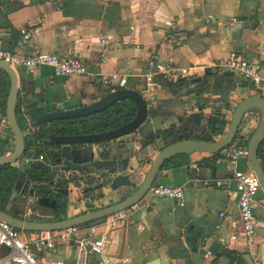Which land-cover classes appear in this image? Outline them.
<instances>
[{
  "label": "crops",
  "instance_id": "obj_1",
  "mask_svg": "<svg viewBox=\"0 0 264 264\" xmlns=\"http://www.w3.org/2000/svg\"><path fill=\"white\" fill-rule=\"evenodd\" d=\"M253 19L257 21L255 28L251 27ZM33 26L40 28L36 39L39 50L78 59L85 65L87 75L66 78L56 76L47 67L31 72L16 69L22 79L18 82L20 112L25 101L38 104L40 98L46 111L53 107L67 109L89 105L108 92L101 80L111 73L126 74V88L142 94L152 55L175 70V77L166 78L169 84H155L148 94L150 98L142 94L149 101L157 129L172 125L192 129L193 120L186 123L185 118L201 114L208 119L209 126L215 121L223 124V134L212 136L213 141H218L228 130L232 111L240 101L252 96L264 99L259 88L243 82L240 77L241 86L230 95L227 107L212 103L218 100L216 96L185 95L189 89L195 93L200 89L199 84L176 88L194 79V75L202 77L208 70L229 71L217 69L216 65L225 61L232 51L245 61H258L264 76V0H0V35L5 44L10 43L12 36L15 41L21 28ZM101 38L106 44L101 43ZM181 69H189V75H181ZM200 106L201 112L198 111ZM260 121V112L255 110L246 139ZM11 137L6 124L0 123V141L7 140L0 144V155L12 151ZM162 146L153 143L129 161L126 173L131 175L135 171V187L140 185ZM227 152L228 148L215 154L217 157L194 153L167 163L162 176L165 173L168 176L162 177L160 183L181 188L183 205L172 199L145 196L133 209L130 226L110 233L107 254L128 259L132 264H194V253L205 258L209 252L208 261L217 254L224 256V252L232 251L241 258L249 254L254 264H264V205L257 204L254 208V242L249 245L232 195L231 172L248 171L247 157L238 159L229 171L223 166ZM179 158L183 161L181 165L174 164ZM200 160H203L202 168L218 166L216 172L202 171V179L197 181L185 177L186 162ZM12 166L19 171L24 169L19 162ZM205 180L220 181L221 186L211 189L198 183ZM135 187L107 194L103 207L120 202L131 195ZM12 192L9 207L17 214L26 213L34 197L17 194L13 189ZM257 199L264 200L261 191ZM77 200L76 193L72 192L66 218L85 213L84 205ZM220 213H224L223 218H219ZM217 225H220L218 229ZM84 235L85 231H81L68 242L57 241L51 256L73 264L77 241ZM232 235H237L235 241L230 240ZM88 264L98 263L90 256Z\"/></svg>",
  "mask_w": 264,
  "mask_h": 264
},
{
  "label": "water",
  "instance_id": "obj_2",
  "mask_svg": "<svg viewBox=\"0 0 264 264\" xmlns=\"http://www.w3.org/2000/svg\"><path fill=\"white\" fill-rule=\"evenodd\" d=\"M255 24H257V21L253 19L251 27L255 28ZM2 48L8 51L10 43L4 44ZM16 69L18 68H11L3 61H0V71L7 76L9 81L4 114L5 124L13 139L12 151L6 155H0V166L12 165L23 157L25 152V136L33 133L36 128L50 125L54 122L84 119L101 113L115 103L124 100H130L136 107V115L132 121L117 129L97 134L74 136L49 135L47 136L46 149L40 150L39 148H35L33 150L32 164L50 173L51 179L56 176V172L59 173L61 171L76 172L79 176V181L82 180L83 176L92 175L93 177L91 178L99 180V182H96L94 185L84 186L81 192L85 195L93 196V199L96 197L99 200H103L107 194L116 193L121 188L128 189L135 187V171L129 175L126 173V168L129 161L137 156V152L147 149L153 143H161L163 146L160 147L161 150L151 163L148 172L140 180V185L135 187L136 189L131 195L125 197L120 202L102 208L98 206L99 201L96 203V206L94 203L87 202L84 204L85 213L62 220H54L49 217L41 218L39 221L35 218L33 220H21L0 210V220L8 223L15 229L32 233L61 231L91 224L116 212L129 209L147 196L151 187L166 186L160 183V179L162 177L166 179L168 173L162 176V171L165 169L166 164L170 163L173 159L189 156L194 153L215 155L229 148L244 129L249 130V122L255 110L260 112L261 121L250 138L246 139V157L249 170L241 172L249 173L252 171L256 175L260 190L264 195V170L257 158L258 149L264 142V99L262 97L252 96L240 101L232 111L229 127L225 135L220 140L212 142L201 140L202 136L210 133L208 119L205 120L201 114L196 116L190 114L185 118L186 123L193 120L195 125H193L192 129L185 130L183 126L177 128L174 125L165 127L164 131L161 127L157 129L153 120L154 115L149 107V101L145 100L144 96L138 91L128 88L108 89V92L89 105L67 109L53 107L46 111L41 105L43 100L40 98L39 103H34V105L36 109L41 111V114L35 118L30 116L33 104L31 106V103L25 101L24 110L20 112L21 121L24 124L23 131L17 120V107L19 105L18 82L22 79L16 72ZM23 69L27 72L32 71L30 68ZM192 78L194 79L187 82V84L177 85L176 88L183 86L187 88L189 85L199 84L198 88L200 89L195 90V93H192V89L188 88L189 90L186 91L185 95H191L195 98L201 97L203 94L208 97L216 96L218 100L212 103H217L224 107H227V104L229 105L231 98H228L230 95L241 86L238 83L239 76L232 71L218 72L216 70H208L202 77L194 75ZM23 82L26 86L27 82L24 80ZM153 82L157 85L169 84L162 74L155 75ZM202 109V106L198 107L199 112ZM179 123L182 124V121ZM190 136L193 139H190ZM41 155H44L49 160L48 164L40 159ZM182 162V159L179 158L174 164L181 165ZM201 162L203 160L186 162L185 167H183L185 177L197 181L198 179H202V171H209L212 174L216 172L218 166L211 169L202 168ZM223 166L227 169L226 162H223ZM28 167L26 166L17 173L13 191L17 194H28L35 197V204L40 208L54 210L56 207L54 199L37 197L34 191L29 189L30 184L27 179ZM104 190H107L108 193H105ZM99 232H102V230ZM6 252V248L0 250L1 254H5ZM209 256L206 255L203 258L198 253H194L192 260L194 264H233L231 259L221 254H217L215 258L207 261V257ZM242 259L244 260V264H254L249 254L243 255Z\"/></svg>",
  "mask_w": 264,
  "mask_h": 264
},
{
  "label": "built area",
  "instance_id": "obj_3",
  "mask_svg": "<svg viewBox=\"0 0 264 264\" xmlns=\"http://www.w3.org/2000/svg\"><path fill=\"white\" fill-rule=\"evenodd\" d=\"M59 1V0H55ZM208 22V20H207ZM39 27H24L19 30L18 38L11 43L8 51L2 47L6 43L0 35V61H3L11 68H30L31 70L39 67L52 69L56 76L74 77L86 76L87 70L85 65L78 59L59 57L55 54L45 53L38 49L36 39L39 34ZM101 43L106 44V40L101 38ZM216 68L227 69L236 73L245 83H249L264 94V76L261 73V66L258 61H245L239 57L236 52H230L227 59ZM192 69V68H191ZM189 69H181V75H189ZM175 70L161 61L157 55H152L147 66V73L144 76L145 89L142 94L150 98L148 94L153 90L155 84L153 77L162 74L164 78H173ZM128 77L126 74L111 73L102 78L101 83L109 90L124 89L127 86ZM24 108V107H23ZM22 108V111L24 110ZM0 123H5V116L0 111ZM246 130L240 133L228 148L226 154L227 169L231 171L238 159L247 155L246 149ZM29 160L24 159L22 165H28ZM232 181L234 183L233 197L236 201L239 221L242 233L251 245L254 242V229L256 226V217L254 208L257 204L264 205V200L257 199L260 190L259 182L256 175L250 171L243 173L233 170ZM205 188H218L221 182L217 180H205L198 182ZM148 196L172 199L179 201L182 206L183 191L181 188H172L166 186L151 187L147 193ZM133 207L111 214L103 219L95 221L84 227H73L61 231H40L25 235L24 231H19L0 220V250L6 248L5 254L0 253V264H65L62 259L54 258L51 253L55 249V243L59 240L68 242L81 231L85 235L77 241V250L73 264H88L90 256H94L98 264H132L128 259L108 255L106 252L110 238V233L120 228L130 226V216ZM224 213L219 214L223 218ZM217 225L215 228H219ZM102 230V232H99ZM237 235L230 237L235 241ZM207 255H210L207 252Z\"/></svg>",
  "mask_w": 264,
  "mask_h": 264
},
{
  "label": "trees",
  "instance_id": "obj_4",
  "mask_svg": "<svg viewBox=\"0 0 264 264\" xmlns=\"http://www.w3.org/2000/svg\"><path fill=\"white\" fill-rule=\"evenodd\" d=\"M14 38L9 40L10 44L13 43ZM9 81L7 76L0 71V109L3 115L5 111V101L8 93ZM32 106V104H31ZM17 107V120L19 116V108ZM41 111L32 106L30 116L35 118L40 115ZM136 115V107L130 100L120 101L115 103L111 107L105 109L101 113L92 115L84 119H74L68 121L54 122L50 125H43L35 129L33 133L25 136V152L23 156H30L32 150L39 148L40 150L47 148V136H74V135H88L97 134L110 130L117 129L130 121ZM22 122V121H21ZM19 124V121H18ZM21 127V125L19 124ZM22 129V127H21ZM210 133L201 137L202 141L212 142V136H220L223 134V124L220 121H215L209 126ZM12 139V137H11ZM13 140V139H12ZM7 140H1L0 144L5 143ZM218 156V155H214ZM257 158L260 160V164L264 170V149L262 146L258 149ZM18 168L12 165L0 166V210L5 213L11 214L13 217H17V213L13 212L9 208L10 199L12 195V189L18 173ZM27 179L31 185V189L34 191L37 197H46L51 192L50 187L53 185L51 180V174L47 171L35 166L29 165L27 170ZM59 187V186H58ZM56 213V212H54ZM35 218V217H34ZM33 218V219H34ZM20 219V218H18ZM41 220V218H35ZM54 220L66 219L64 210L58 211L54 217ZM22 220V219H21ZM87 225H83L88 226ZM224 256L231 259L233 264H242L243 259L235 252L226 251Z\"/></svg>",
  "mask_w": 264,
  "mask_h": 264
},
{
  "label": "flooded vegetation",
  "instance_id": "obj_5",
  "mask_svg": "<svg viewBox=\"0 0 264 264\" xmlns=\"http://www.w3.org/2000/svg\"><path fill=\"white\" fill-rule=\"evenodd\" d=\"M0 111L2 112L1 109H0ZM19 114H20V110H19ZM32 153H33V150H32ZM32 153L30 156H27V157L23 156L17 162L21 163V165H22L23 160L28 159L29 164L24 165V168L26 166H29L33 162V161H30V157H32ZM40 159L47 164L49 163V160H47L44 155H41ZM259 162H260V160H259ZM78 177L79 176L76 172H71V171H68V172L67 171H61L59 173L56 172V176L53 179H51L53 182V185L50 187L51 193L48 196H46L49 199H51V200L54 199L56 201L55 209L51 210V209L38 207L35 204V197H34V202L32 203V205H30L31 207L29 206L27 208L26 213L17 214V217L20 219H24V218H26V216L27 217L32 216L35 218H47V217L53 218L54 215L58 211H60L61 209H64V213H66V209H67V205H68V201H69V196L72 192L76 193L78 203L80 202L84 205L85 203L90 202V203H94L96 206V203L99 201L98 206L100 208H102L103 207V205H102L103 200H99L96 197L93 199V196L85 195L84 193L81 192V189L84 186L94 185L96 182H99V180L92 179L91 178V177H93L92 175L83 176V178H81L82 179L81 181L78 180ZM29 189H31V185L29 186ZM27 196H29V195H27ZM18 201L22 202L21 200H18ZM54 212H56V213H54ZM7 214H9V213H7ZM9 215H11V214H9Z\"/></svg>",
  "mask_w": 264,
  "mask_h": 264
},
{
  "label": "rangeland",
  "instance_id": "obj_6",
  "mask_svg": "<svg viewBox=\"0 0 264 264\" xmlns=\"http://www.w3.org/2000/svg\"><path fill=\"white\" fill-rule=\"evenodd\" d=\"M18 121H19V124L21 125V127H22V130L24 131V124H23V122H21V114H19V116H18ZM26 133V132H25ZM64 210V209H63ZM65 215H66V213H65ZM24 233H25V235H27L28 236V234H31L32 232H25L24 231Z\"/></svg>",
  "mask_w": 264,
  "mask_h": 264
}]
</instances>
